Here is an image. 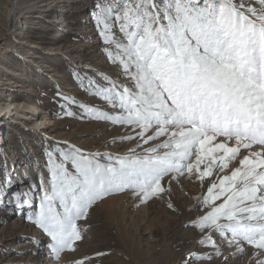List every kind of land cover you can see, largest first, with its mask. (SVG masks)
<instances>
[{
  "label": "snow or ice",
  "instance_id": "snow-or-ice-1",
  "mask_svg": "<svg viewBox=\"0 0 264 264\" xmlns=\"http://www.w3.org/2000/svg\"><path fill=\"white\" fill-rule=\"evenodd\" d=\"M96 7L108 58L129 83L104 77L107 86L97 84L95 95L113 112L87 111L130 128L134 135L123 139L143 150L107 154L105 162L75 147L46 151L49 175L41 178L34 223L51 238L54 257L75 250L77 222L96 201L125 190L147 200L164 191L166 176L185 174L206 182L195 228L241 252V241L264 249V0H103ZM33 187L17 199L29 204ZM199 243L216 247L211 234Z\"/></svg>",
  "mask_w": 264,
  "mask_h": 264
},
{
  "label": "rangeland",
  "instance_id": "rangeland-1",
  "mask_svg": "<svg viewBox=\"0 0 264 264\" xmlns=\"http://www.w3.org/2000/svg\"><path fill=\"white\" fill-rule=\"evenodd\" d=\"M101 2L0 0V103L1 99L21 100L25 110L32 102L36 103L33 97L41 98L43 104H38L41 113L52 118L50 127L41 133L13 123L11 116L3 115L0 119V264H79L81 261L84 264H258L264 261V249L241 241V252L220 234L201 233L194 227L192 222L203 211L197 198L205 193L206 182L202 185L188 174L174 179L172 175L166 176L162 181L164 191L147 200L125 190L96 201L89 208L87 218L77 222L82 239L76 242L75 250H65L59 260L52 254L51 238L34 223L43 195L41 178L49 175L46 151L52 147L61 150L75 147L85 154L100 153L104 157L101 162H105L107 154H130L128 150L137 144V140L123 139L134 135L130 128L95 119L87 111V107H93L113 112L95 95L97 84L107 86L104 77L129 83L122 77L120 66L108 58L110 49L100 36L101 27L96 20H89L99 11L96 5ZM10 9L13 15L8 19ZM63 14L67 16L65 24L55 23L57 15ZM113 31L120 35L117 29ZM21 55L24 57L19 58ZM35 60L42 65L40 70L34 66ZM47 62L56 67L51 72L54 76H46ZM10 71L16 77L7 74ZM58 85L60 92L56 93ZM10 123L14 124V130L8 128ZM142 150L136 148L137 153ZM29 185L34 186L27 197L30 203L23 204L26 197L21 195L18 200L17 193L28 191ZM207 234L212 235L215 248L199 243ZM18 243L22 246L15 250Z\"/></svg>",
  "mask_w": 264,
  "mask_h": 264
},
{
  "label": "bare ground",
  "instance_id": "bare-ground-1",
  "mask_svg": "<svg viewBox=\"0 0 264 264\" xmlns=\"http://www.w3.org/2000/svg\"><path fill=\"white\" fill-rule=\"evenodd\" d=\"M45 1V0H44ZM61 1H63V2H67L68 0H61ZM69 1H72V3H75V2H79V1H81V0H69ZM13 8V7H12ZM52 10H54L53 8H51V11ZM13 15V9H10V12H9V14H8V19L11 17ZM91 17V18H90ZM89 18V20H90V22H92V20H96V18H95V14L94 15H92V16H90ZM66 20H67V16L66 15H64L63 14V16H59V15H57V19H56V21L54 20V22L56 23V22H58V23H64L65 24V22H66ZM77 23H78V21H77ZM64 29V28H63ZM60 30H62V29H60ZM67 30V29H66ZM91 30V29H90ZM66 35V34H65ZM1 36V35H0ZM24 43V42H23ZM34 47V46H33ZM34 49H38V47L37 46H35L34 47ZM37 53H39L38 51H36ZM32 53V52H31ZM57 53H59V52H57ZM20 57H24L23 55H21V56H19V58ZM40 57V56H39ZM68 59H66L67 61H71V59L68 57V56H66ZM48 63V66H49V73H47L46 74V76L47 77H50L51 75H53V74H51V72L52 71H54L55 69H56V67L54 66V64H52V63H50V62H47ZM34 66L35 67H38V70H40L41 68H42V65L40 64V62L39 61H37V60H35L34 61ZM35 69V68H34ZM35 71H37V69H35ZM12 73H13V76L14 77H16L15 76V72L14 71H10L9 73L7 72V74H10V75H12ZM55 75V74H54ZM53 75V76H54ZM6 85V84H5ZM4 85V86H5ZM17 86L19 87L20 85L19 84H17ZM43 86L45 87V88H47V89H52V87L51 86H47V84H43ZM42 87V86H41ZM59 88H60V85H58V87L55 89V92L57 93V92H60V90H59ZM26 95L28 94L29 95V97L31 98L32 97V94H30V93H25ZM34 96V95H33ZM69 97H71V95H68ZM34 98V100H35V102L36 103H31V102H29V103H31L30 105H29V109H22L23 107H22V102H21V100H14V101H8V100H5V101H3V99H1L2 100V103H0V119H1V121H2V119L4 118V116L3 115H8V116H11L12 117V121H13V123L15 122V123H18V124H23V127H28L29 128V131L30 130H35V132H38V133H41L42 131H46V129H48L49 127H50V122L52 121V118H50V117H48V115H43L42 113H41V110H40V108H39V105L40 106H42V104H43V101H42V99L41 98H37V97H33ZM16 101H19V102H16ZM4 102V103H3ZM37 104V105H36ZM39 104V105H38ZM27 110V112H25ZM1 123L2 122H0V130H1ZM13 123H10L9 125H8V128L9 129H11V130H14V124ZM52 125V124H51ZM28 131V130H27ZM11 132V131H10ZM21 135H24L22 132H21ZM12 136H14V135H12ZM11 136V137H12ZM26 138V137H25ZM3 141H4V144L3 145H5V137L3 136ZM24 245V244H23ZM20 246H22V244H20V243H18V245H17V248L15 247V250H18V247H20ZM14 250V251H15ZM43 260H45V259H43Z\"/></svg>",
  "mask_w": 264,
  "mask_h": 264
}]
</instances>
